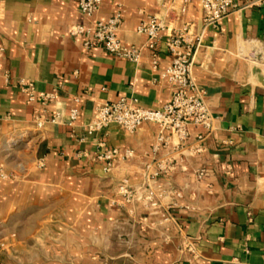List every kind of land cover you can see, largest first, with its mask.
<instances>
[{
    "label": "crops",
    "instance_id": "1",
    "mask_svg": "<svg viewBox=\"0 0 264 264\" xmlns=\"http://www.w3.org/2000/svg\"><path fill=\"white\" fill-rule=\"evenodd\" d=\"M78 1L0 0V264H264V6L205 28L198 0L183 15L181 0H104L92 19ZM119 11L118 35L141 47L138 62L70 34ZM151 17L169 24L165 34L188 23L200 36L191 73L212 131L166 143L149 123L89 134L106 102L171 99L165 40L154 67L138 32ZM102 146L129 155L107 169Z\"/></svg>",
    "mask_w": 264,
    "mask_h": 264
},
{
    "label": "built area",
    "instance_id": "2",
    "mask_svg": "<svg viewBox=\"0 0 264 264\" xmlns=\"http://www.w3.org/2000/svg\"><path fill=\"white\" fill-rule=\"evenodd\" d=\"M104 0H79V12L87 19H92L101 9ZM202 12L204 27L215 25L234 10L242 7L264 6V0H198ZM189 0H181L180 7L175 11L179 15L187 12ZM122 11L108 21H95L90 25L77 24L70 34L80 38L85 48L103 47L117 58L138 62L141 57V47L125 44L118 35ZM169 24L164 20L151 17L143 21L138 32L146 37L145 46L153 52V66H158V43L164 39L171 55V62L161 70V77L172 86L171 99L159 108L145 107L136 98H120L99 106L91 121L87 124L89 134H96L114 124L125 131L134 132L143 124H155L159 127V140L168 142L177 138L186 142L191 136L192 127H203L208 132L213 129L212 111L205 100V91L192 77L193 58L200 44V36L194 35L191 25L185 23L182 27L169 34ZM46 96H44L45 98ZM80 110L74 105L69 110V124L79 116ZM59 114L50 121L55 122ZM42 118L37 122L39 128L45 124ZM103 145V144H102ZM129 154L121 155L116 147H101L96 159L106 164L110 169L114 162ZM6 178L0 170V179ZM122 192L129 197L121 186Z\"/></svg>",
    "mask_w": 264,
    "mask_h": 264
}]
</instances>
